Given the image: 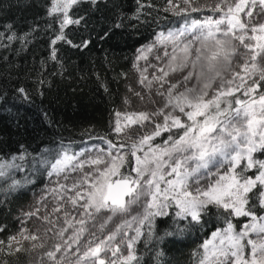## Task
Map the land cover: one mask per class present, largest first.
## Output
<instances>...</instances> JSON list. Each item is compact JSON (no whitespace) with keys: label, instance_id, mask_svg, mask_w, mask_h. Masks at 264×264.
Wrapping results in <instances>:
<instances>
[{"label":"snow or ice","instance_id":"snow-or-ice-1","mask_svg":"<svg viewBox=\"0 0 264 264\" xmlns=\"http://www.w3.org/2000/svg\"><path fill=\"white\" fill-rule=\"evenodd\" d=\"M79 3L50 0L48 15L59 19L61 29L53 44L65 39L68 25L83 19L69 14ZM182 3L186 7L168 0L174 14L207 10L213 15L185 19L138 50L137 61L147 62L154 53L157 63L138 69L140 83L151 103H157L151 99L155 87L163 104L151 111H117L113 131L120 142L100 137L107 149L74 153L64 147L54 162L40 158L50 163L49 176L64 180L51 189V212L39 217L62 241L45 253L51 264H65L69 255L76 257L74 264H141L137 244L142 237L145 245L150 242L158 217L174 209V223L199 224L212 208L224 226L200 246L199 264H264V215L258 211L264 210V0ZM238 55L243 63L234 65ZM148 68L154 69L150 76ZM21 149L10 159L0 158V179H10L11 189L19 185L13 171L23 170L16 161L30 155ZM117 216L122 219L108 230ZM241 218L246 219L238 227ZM24 238L40 240L35 233ZM15 240L9 238L10 254ZM38 246L44 244L32 245Z\"/></svg>","mask_w":264,"mask_h":264},{"label":"trees","instance_id":"trees-1","mask_svg":"<svg viewBox=\"0 0 264 264\" xmlns=\"http://www.w3.org/2000/svg\"><path fill=\"white\" fill-rule=\"evenodd\" d=\"M49 5L50 0H0V158L18 155L21 145L30 153L16 161L23 170L13 171L15 189L10 179H0V264L29 263L25 250L10 254L9 238L25 225V213L47 202L57 181L64 183L48 175L50 163L40 158L54 162L64 147L74 153L106 148L100 137L115 142L116 112L142 101L134 94L144 91L136 75L138 50L185 19L206 16L174 14L168 0H81L69 14L83 19L53 44L61 29L59 19L48 15ZM169 212L157 218L150 242L145 245L142 237L137 244L141 264H199L200 246L224 226L223 217L212 208L201 223L178 221V229L175 210Z\"/></svg>","mask_w":264,"mask_h":264},{"label":"rangeland","instance_id":"rangeland-1","mask_svg":"<svg viewBox=\"0 0 264 264\" xmlns=\"http://www.w3.org/2000/svg\"><path fill=\"white\" fill-rule=\"evenodd\" d=\"M176 2L179 3L180 7H186L185 5H183L182 0H176ZM196 2H197V6L201 7L205 3H209V4L214 3L215 0H196ZM201 12L204 13L205 15H213V13H211L210 11H207V10H204ZM237 44H238V42H237ZM242 51H244V53H245L246 50L242 47ZM138 62L139 63L137 65L136 75L139 76L138 77L139 80L141 78V73L138 69L142 70L143 68H145L147 66L148 63H152V64L157 63V61L154 58V53L152 55H149V59L147 62L143 59L139 60ZM153 71H154L153 68H148L149 76L151 75V73ZM165 87H167V85ZM141 94L144 95L143 101H141L140 103H136V104L128 103V105L126 106L127 107L126 110L120 111V112L123 113V112L141 111V110L151 111V110H155V108L158 105L163 104V97L157 96L155 94V87L153 88V91L151 93V99H154L157 102L156 104H153L150 102L149 94L145 88H144V91L142 90ZM135 97H138V96H135ZM116 119H117V117L115 115V121H116ZM114 127H115V122H114ZM114 135H115V139H116V141L114 143H119L120 140L117 137L116 133H114ZM107 147H108V145H106L105 149H107ZM125 151H126V149H125ZM71 175H75V174L73 173ZM62 178L63 177L61 176V179ZM50 196H51V198L48 199L47 202H45L44 204L41 203L38 207H36L30 211V212H33L36 209H39L38 215L37 216H31V217L26 216L25 225L20 229L19 232H17L16 234H14L12 236V237L16 238L15 241L11 242L13 244V249H15L16 247H20L21 250H23V251L25 250L28 257H29V263L28 264H51V261H49L47 256H45V253L49 250H53L54 244L62 243L60 238L54 235L55 229L51 232L47 231V229L51 226L39 218V217H43L44 215L50 213L52 208L55 206L54 195L52 194ZM135 211H137V209H133V214L135 213ZM106 214L108 215V213H106ZM121 219L122 218L120 216L115 217L113 222L109 225L108 230L114 229L115 225L117 223H119ZM22 229H27L28 231L21 234ZM33 233L37 234L40 237V240L32 241L30 239L24 238L25 235H31ZM106 234H107V231L105 232V235ZM210 238H211V236L208 239H210ZM85 239H87V236L85 237ZM17 241L19 242V244L16 243ZM41 242L44 244V247H39V246L36 248L32 247L33 244L39 245ZM8 244H9V241H8ZM82 250H83V248H82ZM73 251H75V247L73 248ZM59 255L60 254H58V257H59ZM108 255L110 256L111 254L108 253ZM75 259H76L75 256L69 255L65 261V264H68V260L72 261V264H74Z\"/></svg>","mask_w":264,"mask_h":264}]
</instances>
